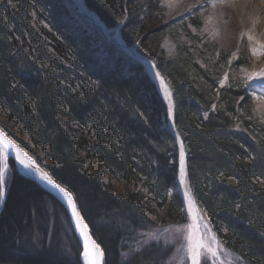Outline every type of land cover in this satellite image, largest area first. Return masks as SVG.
<instances>
[{"label":"trees","instance_id":"16d2710c","mask_svg":"<svg viewBox=\"0 0 264 264\" xmlns=\"http://www.w3.org/2000/svg\"><path fill=\"white\" fill-rule=\"evenodd\" d=\"M84 2L168 82L187 185L220 248L241 264H264V126L248 91L223 88L218 68H201L180 42L176 56L160 53L157 0ZM98 41L58 0H0V128L74 195L106 264H168L175 245L137 242L190 221L170 112L143 67L106 56ZM8 172L0 264H81L64 207L13 161Z\"/></svg>","mask_w":264,"mask_h":264},{"label":"rangeland","instance_id":"374dc122","mask_svg":"<svg viewBox=\"0 0 264 264\" xmlns=\"http://www.w3.org/2000/svg\"><path fill=\"white\" fill-rule=\"evenodd\" d=\"M69 12L70 17L74 23L80 26L82 29L88 31V34L93 38L100 36L101 41L97 45L101 46V51L104 54H121L126 60H128L131 66H140L151 76L152 80L158 87V74L164 79L162 74L158 71L156 64L142 55H140L135 49L128 48L122 37L121 27L115 30H106L108 35H103L94 28L92 22L88 21L79 10L77 0H58ZM161 7L162 13L160 19L162 20L163 31L158 36V42L160 44L159 50L164 56L174 57L178 54L177 44L180 42L184 49L191 53L194 62H196L201 68H206L207 65L218 68L219 83L223 88L234 87L237 89H244L248 91L250 99L253 100L254 111L260 119L261 124L264 126V90L255 87L246 78V72L253 70V59L249 47L241 41V31L237 32L234 45L232 47L224 46L218 40H213L206 31L211 20V13L213 11L212 4L215 0H190L188 4L181 9L172 8L171 5L177 0H157ZM205 4L208 5L205 9ZM230 7L229 2H224L223 6ZM98 32V33H97ZM135 55L140 56L136 58ZM185 56V55H184ZM241 61H244L246 66L239 68L238 65ZM153 63L157 73L148 64ZM115 65V64H112ZM126 77L132 76L129 69L121 70ZM166 85L169 87L168 82L164 79ZM162 90V88H161ZM172 95V91L170 89ZM162 97V96H161ZM173 99V95H172ZM164 99V103H165ZM175 117V116H174ZM172 118L165 123L166 127L170 126ZM236 130L244 131L243 127L237 126ZM0 153H2L0 151ZM1 160L3 162L2 169V190L3 200L4 193L8 181V164L9 160L2 154ZM184 187L186 192L193 200L190 190L185 180ZM193 202H195L193 200ZM3 205L0 204V211H2ZM188 213V212H187ZM201 220L198 223L199 229L196 227V223L191 216L189 223H185L179 226H171L164 228L162 226L156 227L153 231L141 234L138 237V244L145 245L151 242H163L165 244L175 245V254L171 258L168 264H191L192 257L196 251V247L199 243L200 234L204 242V246L201 249L199 256V264H241L230 253L225 252L220 248L218 243L215 249V236L212 233L210 227L207 225L202 212L199 209ZM67 251L70 253V247L72 245L68 241ZM67 253V254H69Z\"/></svg>","mask_w":264,"mask_h":264},{"label":"water","instance_id":"95a60500","mask_svg":"<svg viewBox=\"0 0 264 264\" xmlns=\"http://www.w3.org/2000/svg\"><path fill=\"white\" fill-rule=\"evenodd\" d=\"M82 5L90 15L89 18L97 24L94 16L90 13L88 8L85 5L84 0H81ZM100 28V27H99ZM102 31H106L107 29L101 28ZM136 58H140V56L135 55ZM154 71L157 73L156 68L153 63H148ZM158 74V73H157ZM158 87L160 88V95L162 96V99H165V104L169 109L170 116L173 119L170 123V126L168 127V130L171 132L172 136L176 139L178 142L180 148H181V159H180V173L178 178V189L179 194L183 200L184 206L188 214L191 216L193 221L196 223V227L199 229L198 220L196 219V211L199 210L198 205L193 202V200L188 196V193L186 192V189L184 187L185 180H186V168H187V158H186V152L184 147V142L181 139L180 136H178L175 132V107H174V100L172 99V95L170 93L169 87L166 85L164 79L158 74ZM162 88V90H161ZM165 92L167 93L165 95ZM0 133H3V136L8 140V142L13 145L11 148H5L2 143H0V151L2 154L6 157L7 160L13 161L16 165L17 172L25 179L33 182L35 185L40 187L44 192H46L49 196L54 198L57 202H59L64 209L66 210L70 224L73 228V231L78 239V242L81 247V255H80V262L81 264H106V257L104 250L102 246L96 241L94 236L92 235V232L90 230V227L84 220L78 204L76 202V199L74 195L67 190L64 186L59 184L52 175L44 168L42 167L37 160L25 149L23 148L18 142H16L14 139H12L8 134L0 128ZM17 150H19L20 153H23V156H20L17 154ZM182 175V179L180 178ZM46 176L49 180H51L53 183L57 184L58 187L63 188L65 191L69 193V195L72 197V201L75 204L76 208V214L79 215L80 222H82L84 231L82 232L80 224L77 222L76 215L73 214L72 208L68 205L67 200L63 199L61 196H59L55 190L51 188L49 184L45 180H42L41 177ZM191 203L189 204V202ZM2 210V209H1ZM1 212V211H0ZM91 244H95L96 248L99 250L98 253H94ZM204 246V242L202 239V235L200 234L199 237V243L196 247L198 250V256H200L201 249ZM218 246V240L215 241V249ZM85 252H88V256L85 257Z\"/></svg>","mask_w":264,"mask_h":264},{"label":"bare ground","instance_id":"6f19581e","mask_svg":"<svg viewBox=\"0 0 264 264\" xmlns=\"http://www.w3.org/2000/svg\"><path fill=\"white\" fill-rule=\"evenodd\" d=\"M80 13L86 19L94 23L89 18V13L85 11L81 0H77ZM190 0H177L171 7L177 9L184 8ZM224 2H229L230 7L223 6ZM208 7L207 4L203 7ZM213 11L211 20L206 27V31L213 40H218L224 46L232 47L237 36V32L241 31V41L247 45L251 51L253 59V70L246 72L247 80L255 87H260V81L253 79L254 76L264 74V0H215L212 4ZM103 35H108L106 31L94 25ZM105 33V34H104ZM167 93L165 92V95ZM182 179V175L180 177ZM189 196V195H188ZM190 197V196H189ZM191 201L189 202V204ZM198 223L201 220L199 210L195 213ZM197 257L194 262L193 257L191 264H199L198 250L194 252ZM193 255V256H194Z\"/></svg>","mask_w":264,"mask_h":264},{"label":"snow or ice","instance_id":"6c2138e0","mask_svg":"<svg viewBox=\"0 0 264 264\" xmlns=\"http://www.w3.org/2000/svg\"><path fill=\"white\" fill-rule=\"evenodd\" d=\"M253 79L260 81V87H264V74L254 76ZM0 143L4 145L5 148H11L13 145H11L8 140L3 136V133H0ZM17 154L20 156H23V153H20L19 150H17ZM2 155V153H0ZM42 180H45L47 184L51 186L53 190L56 191V193L61 196L63 199L67 200L68 205L72 208L73 214L76 215L77 222L81 226L82 232L84 231L82 222H80L79 215L76 214V208L75 204L72 201V197L69 195L67 191H65L63 188H60L57 186V184L53 183L51 180H49L46 176L41 177ZM3 196V190H2V173H0V197ZM91 248L94 253H98L99 250L96 248L95 244H91ZM88 256V252H85V257ZM197 257L194 255L193 260L196 261Z\"/></svg>","mask_w":264,"mask_h":264}]
</instances>
